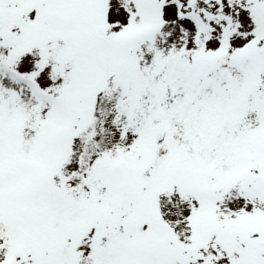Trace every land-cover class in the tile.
I'll list each match as a JSON object with an SVG mask.
<instances>
[{
    "label": "snow or ice",
    "instance_id": "6c2138e0",
    "mask_svg": "<svg viewBox=\"0 0 264 264\" xmlns=\"http://www.w3.org/2000/svg\"><path fill=\"white\" fill-rule=\"evenodd\" d=\"M0 264H264V0H0Z\"/></svg>",
    "mask_w": 264,
    "mask_h": 264
}]
</instances>
